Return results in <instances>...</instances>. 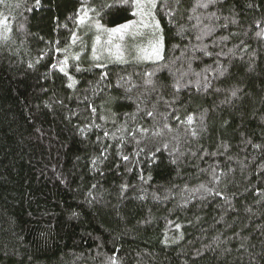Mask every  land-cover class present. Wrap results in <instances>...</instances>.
I'll return each mask as SVG.
<instances>
[{
  "label": "trees",
  "instance_id": "1",
  "mask_svg": "<svg viewBox=\"0 0 264 264\" xmlns=\"http://www.w3.org/2000/svg\"><path fill=\"white\" fill-rule=\"evenodd\" d=\"M34 4L0 3V17L12 29L6 42L0 40V264H110L112 257L117 264H264V196L258 194L264 192V36L257 35L264 29V0H222L195 12L196 0H180L171 24L158 11L165 59L109 63L108 79L99 84L105 69L71 59L90 50L92 34L73 22L81 0ZM128 19L127 10L115 9L101 22L112 27ZM73 32L83 43H72ZM56 41L68 47L75 88L51 68L64 59L53 50ZM205 46L211 56L201 51ZM74 65L91 70L76 72ZM218 67L227 69L224 76L216 74ZM153 70V85H146L144 73ZM181 73H187L180 80L187 87L177 93L173 84ZM204 75L211 87L197 91ZM160 96L155 120L144 112L135 120L125 116L137 103L153 110ZM173 108L181 119L192 115L198 132L205 130L185 136L184 126L169 117L175 131L149 133L140 145L146 153L161 146L155 162L135 156L132 137L141 136L134 129L155 130L163 124L159 113ZM122 125L124 133L117 131ZM106 146L107 159L94 165ZM202 185L222 196H206ZM169 221L180 224L179 231Z\"/></svg>",
  "mask_w": 264,
  "mask_h": 264
},
{
  "label": "snow or ice",
  "instance_id": "2",
  "mask_svg": "<svg viewBox=\"0 0 264 264\" xmlns=\"http://www.w3.org/2000/svg\"><path fill=\"white\" fill-rule=\"evenodd\" d=\"M217 2H222V0H196L195 7L192 9L193 12L196 11V8H207L209 4H215ZM0 3H5V0H0ZM180 0H100V3L97 6H92L89 3V0H81V7L77 10L75 14L74 23L77 25V27H83L85 25L88 26L89 29H95L97 35L95 36L94 43L92 45V55L91 59L93 61H100L101 56L98 55V45H101V37L104 36L106 39L103 41V45L107 46V50L109 52V60L107 63H94L91 67L92 68H98V69H105V71H101L99 75V82L105 81L108 79L109 72L106 70L108 68L109 63H117V64H128L132 61L141 63L144 61H151L153 63H158L159 61H162L165 59L164 57V29L161 26V21L158 18V11L162 12L164 17L168 18L169 23H172V17L174 16V7L173 5H179ZM41 6V0H35V4L33 7L39 8ZM251 6V5H250ZM115 9H125L128 12V15L133 17V19L125 20L123 23L116 24L112 27H108L106 24L102 23L103 15L108 14L111 10ZM29 11L32 9L29 8ZM192 17H189L191 19ZM69 19H73V17H69ZM199 21V17L196 18ZM232 23H235L233 20ZM64 27H67V25H64ZM11 27L8 24V21L6 18L0 17V40L7 41L9 39V33L11 32ZM144 30H148L152 36V40L149 42V47L142 48L138 44L133 45V50L135 51V55L131 57V61L128 59V57L125 56V50L126 46L124 44L125 38H131L132 40H135L137 37L144 34ZM183 29H181L180 32H178V35H182ZM258 36H264V31L258 32ZM199 39V37H198ZM224 39H227L225 37ZM77 41H80L83 43L82 37H79L76 35L75 32L72 33V43L75 44ZM59 44V41H56L55 44L52 46L55 53H64V59L57 60L55 63L51 64V68L57 70L59 73H62L63 76H65L68 80L67 87L68 88H75L78 81L69 73V52L68 47H65L63 49L56 47V45ZM114 50V51H113ZM203 51L205 56H211L212 53L206 51L205 48L201 49ZM74 61H79L81 59V54H76L71 57ZM76 72H86L90 71L91 68L88 69H82L78 65H74ZM29 67H33V65H29ZM188 70L191 71V63L188 65ZM205 72L208 71V69L204 70ZM227 69L223 68H216L215 72L218 76H224ZM197 77H199L200 73H194ZM155 75V71H146L144 73L145 81L144 83L146 85H153L152 77ZM187 75V73H181L180 79H177L176 82L173 84V88L177 93L184 88L187 87L186 84H182L180 82L183 77ZM124 80V77H121L120 80L117 81V86L122 87L123 85L120 83V81ZM127 83V81H125ZM135 87V85H131L130 87L126 88V91H131L132 88ZM211 87V82L208 79L207 75L203 76V81L197 80L196 81V89L197 91H207ZM153 91H155V87L153 86ZM216 91H220V89H216ZM238 90H233L231 93L232 97L237 96ZM170 103L169 101H164V104L166 107H171L172 103H175V99ZM161 101H163V97L160 96L156 100V102L153 104V110H147L146 108H141L140 103H137L136 105V111L133 113H125V116H127L131 120H135L137 117V114L140 112H144L145 116L153 118L155 120V117L157 115L156 106ZM144 101H141L143 103ZM46 107H51V105H46ZM91 107V106H90ZM92 113L96 112L95 107H91ZM159 115L163 119L162 126L159 125V122H157V126L155 127V130L144 128L141 126H137L134 129V132L140 133L141 138L139 140L135 139V135H133V140L135 141L137 145V150L134 152V155L139 157L142 154L147 156V159L149 162L154 163L156 160V153L161 151V146H158L155 148V151L149 150L147 153L145 152L144 147H140L143 140L148 138L149 133L152 137H160L165 134V130L167 132L171 133L175 131L171 124L168 122L169 117L174 119L178 126H184V135L185 136H191L193 138H196L199 136L200 132H203L205 130L204 127H201L200 132H198L195 128L192 127L194 118L192 115H187L183 119H181V116L177 114V110L175 108L172 109L171 112L166 113H159ZM101 119H104V117H101ZM201 124H203V118H201ZM95 127L99 128L100 125H94ZM87 130V126L85 128L79 129V131L83 134ZM118 132L124 133L127 131V126L122 125L119 129H117ZM104 137H109L110 134L108 131L104 132ZM112 139H119L121 143L125 142L124 135H120L119 137L116 136V133L111 134ZM97 139H100V137H97ZM174 139H177V137H174ZM179 143V140H178ZM163 149H168V144L164 143L162 145ZM254 148H260L261 145L254 144ZM107 146L104 147V149L100 153V157H97L96 159H93L92 163L95 165L98 160H100L101 157L103 159H107V156L105 153L107 152ZM179 152V147H175L171 150L169 153L170 156L174 155L175 153ZM118 155L123 161H130L129 155L123 154V152H119ZM180 155H183V153H180ZM195 155V153H193ZM178 157L172 159V163L177 162ZM128 171H131V168H127ZM141 179H143V176H141ZM213 182L216 184H219L221 182V176L217 175L215 173V170L213 169ZM206 193V196H222V192L217 188H208L204 185L201 186ZM127 186H122V190H126ZM261 196H264V192L258 193ZM206 196H202L201 199L206 198ZM140 199H143L144 197H139ZM227 201V197H223ZM158 199V197H157ZM169 224H174L173 221H169ZM175 229L179 231L181 228V225L178 223L174 224ZM183 235L181 234L177 239H182ZM168 237L165 235V243H167ZM173 242H176L175 240ZM243 243L241 244V248H243ZM110 264H117L116 258L112 257L110 258Z\"/></svg>",
  "mask_w": 264,
  "mask_h": 264
},
{
  "label": "rangeland",
  "instance_id": "3",
  "mask_svg": "<svg viewBox=\"0 0 264 264\" xmlns=\"http://www.w3.org/2000/svg\"><path fill=\"white\" fill-rule=\"evenodd\" d=\"M83 27H85L84 29H85L86 33H91L92 35L90 36V38H89V35H87V37H88L87 38V43L89 42V44H90L89 45L90 50H89L88 53L86 52L87 54L84 53V54L81 55V60L86 58V59H88L89 62H92L93 61L91 59L92 45L94 43L95 36L97 35V33H96L95 29H89L87 25H85ZM263 31H264V29H263ZM105 39H106V37L102 36L101 37V45L97 46L98 49H99L98 55L101 56V60L100 61H93V62H96V63H98V62L107 63L108 62V60H109V52L107 50V46L103 45V41ZM152 39L153 38H152V36H151V34H150V32L148 30H144V34L139 36V37H137L135 40H132L131 38H127L126 37L125 38V42H124V44L126 46V50H125V53H124L125 56L128 57V59L131 61V57L136 54L135 51L133 50V45L134 44H138L142 48H147V47H149V42ZM132 62H134V61H132ZM147 62H151V61H144V62H141V63H147Z\"/></svg>",
  "mask_w": 264,
  "mask_h": 264
}]
</instances>
